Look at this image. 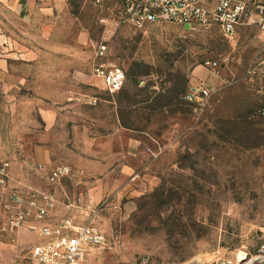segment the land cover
<instances>
[{
	"label": "rangeland",
	"instance_id": "374dc122",
	"mask_svg": "<svg viewBox=\"0 0 264 264\" xmlns=\"http://www.w3.org/2000/svg\"><path fill=\"white\" fill-rule=\"evenodd\" d=\"M247 1L231 36L216 24L119 22L113 0L0 4L13 84L0 154L51 187L60 212L97 207L107 241L86 264H264V0ZM99 63L125 70L119 90ZM60 164L70 172L52 185Z\"/></svg>",
	"mask_w": 264,
	"mask_h": 264
},
{
	"label": "built area",
	"instance_id": "2783aa9c",
	"mask_svg": "<svg viewBox=\"0 0 264 264\" xmlns=\"http://www.w3.org/2000/svg\"><path fill=\"white\" fill-rule=\"evenodd\" d=\"M88 1L101 7L106 2ZM113 1L117 4L115 17L119 22L136 27L162 21L190 27L216 24L227 36L233 35L252 14L247 0ZM106 50L107 44H101L97 55L105 56ZM95 71L104 77L111 91L119 90L125 82L126 73L121 66L99 63ZM187 95L193 99L194 91ZM9 167L10 160L0 158V191L9 186ZM69 172L67 164H60L51 170L49 178L55 182ZM64 206L67 211L60 212L57 195L51 190L39 189L24 194L12 188L1 202L0 213L4 216L1 229L8 232L13 241L21 239L23 229L33 233L23 247L29 259L26 264H86L93 249L107 241L105 231L93 220L96 206L79 203H64Z\"/></svg>",
	"mask_w": 264,
	"mask_h": 264
},
{
	"label": "crops",
	"instance_id": "0c3cea01",
	"mask_svg": "<svg viewBox=\"0 0 264 264\" xmlns=\"http://www.w3.org/2000/svg\"><path fill=\"white\" fill-rule=\"evenodd\" d=\"M20 0H0V4L4 6L2 9H16L20 3ZM23 6L28 5V6H34L35 0H22ZM17 4V5H16ZM16 5V6H15ZM6 6V7H5ZM259 12L257 15L262 18V24L264 27V15L262 10H257ZM263 12V13H262ZM261 24V25H262ZM5 35L2 33L0 30V107H3L4 105V98H5V93L9 92L10 88L12 87V80L10 77V66L6 62V56L10 55L9 53L5 52ZM0 158L8 159L5 158V156L0 154ZM15 163V164H14ZM16 161H11L10 162V167H9V174H10V180H9V186L7 187L9 190L13 188L18 189L24 194H27L29 191L32 189H39V190H51L54 192V190L51 187H48L47 189L44 188H35L33 187V184H30V180H27L26 177L19 178L15 174V169H16ZM26 166V163L24 164ZM23 166V167H24ZM50 178L48 177V183H51L52 185L54 184V181L49 180ZM29 181V182H28ZM46 182V181H45ZM28 183L30 185H28ZM56 183V181H55ZM51 185V186H52ZM55 193V192H54ZM56 194V193H55ZM4 221V216L3 214L0 213V264H16L18 261V257H20V253L18 251L22 250L21 248L16 247L15 244L13 243H7L4 240L7 236L10 237L9 233L6 231H3L2 225ZM21 239L20 241H26L28 240V236L33 235V233L29 232L27 229H23L22 232L20 233ZM19 254V255H18Z\"/></svg>",
	"mask_w": 264,
	"mask_h": 264
},
{
	"label": "water",
	"instance_id": "95a60500",
	"mask_svg": "<svg viewBox=\"0 0 264 264\" xmlns=\"http://www.w3.org/2000/svg\"><path fill=\"white\" fill-rule=\"evenodd\" d=\"M184 264H204V262H200L197 260H190V261L185 262Z\"/></svg>",
	"mask_w": 264,
	"mask_h": 264
},
{
	"label": "bare ground",
	"instance_id": "6f19581e",
	"mask_svg": "<svg viewBox=\"0 0 264 264\" xmlns=\"http://www.w3.org/2000/svg\"><path fill=\"white\" fill-rule=\"evenodd\" d=\"M240 254H241V253H240ZM241 256H242V257H245V254H241ZM242 257H241V258H242ZM258 258H259V257L255 258V259H258Z\"/></svg>",
	"mask_w": 264,
	"mask_h": 264
}]
</instances>
